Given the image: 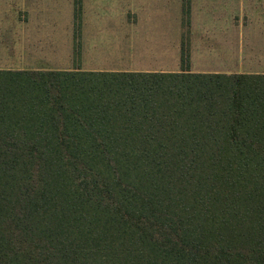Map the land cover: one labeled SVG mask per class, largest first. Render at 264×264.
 Wrapping results in <instances>:
<instances>
[{"label":"trees","instance_id":"trees-1","mask_svg":"<svg viewBox=\"0 0 264 264\" xmlns=\"http://www.w3.org/2000/svg\"><path fill=\"white\" fill-rule=\"evenodd\" d=\"M79 56L0 69V264H264V74Z\"/></svg>","mask_w":264,"mask_h":264},{"label":"crops","instance_id":"crops-1","mask_svg":"<svg viewBox=\"0 0 264 264\" xmlns=\"http://www.w3.org/2000/svg\"><path fill=\"white\" fill-rule=\"evenodd\" d=\"M16 3V0H12ZM32 6L42 5L58 10L66 5L77 3L81 7H105L121 5L127 11L120 17V53L137 55V65L120 70H97L81 68L89 71H137V72H179L180 52L183 44L189 53V70L199 74H264V71H242L246 51L264 55V0H31ZM185 1L189 6L185 16L182 6ZM9 4L11 1L9 0ZM131 7V9H130ZM129 10H131L130 13ZM74 12V8H73ZM51 13V12H50ZM87 13V12H86ZM82 15L81 41L76 50L82 54L97 53L106 43L98 44L86 37L95 22H114L116 17L98 19L97 13ZM131 14V15H130ZM24 26L17 25L15 15L10 16L9 44L16 52L21 45L18 42L17 30H24L27 36L37 40L36 45L25 52L35 53L50 50L60 62L59 54L65 51L64 46L65 19L61 14L32 12ZM80 17V16H79ZM183 18V19H182ZM6 19L0 15V22ZM68 29L73 32V17ZM184 21V22H183ZM183 22V23H182ZM91 23L92 26L89 24ZM19 27V28H18ZM94 28H96L94 26ZM246 29V33L244 32ZM74 33V32H73ZM35 34V35H34ZM79 34V33H77ZM45 35V36H44ZM36 36V37H35ZM78 36V35H77ZM45 37V38H44ZM47 37L54 38L48 42ZM79 37V36H78ZM83 37L86 39L83 41ZM44 38V39H43ZM45 40V42H44ZM184 40V41H183ZM248 41V42H247ZM2 46H5L1 44ZM249 48V50H248ZM87 49V50H86ZM75 50V49H74ZM46 53L47 51H43ZM58 62V63H59ZM52 64V63H51ZM71 68L58 65L25 68L29 70H65ZM252 68V66L250 67ZM257 68V67H253ZM21 70V69H16Z\"/></svg>","mask_w":264,"mask_h":264},{"label":"rangeland","instance_id":"rangeland-1","mask_svg":"<svg viewBox=\"0 0 264 264\" xmlns=\"http://www.w3.org/2000/svg\"><path fill=\"white\" fill-rule=\"evenodd\" d=\"M11 4H9V0H0V15H3L6 17L4 21L0 22V69H25V68H31V67H38V66H54L58 65L60 67H71V63L73 61V50L76 51L77 48H75V44L77 46L80 44L81 41V28H82V15L83 13L87 12L86 14H91L90 12L97 13L98 19H106L110 18L111 16L116 17V21L114 22H108V21H102V22H95L92 26L91 23L89 24L92 26L91 30L86 32V37L91 39L92 41H97L98 44L106 43V46L104 48H99L97 53H86L82 54L80 52V61L83 65V68H96L97 70H120V69H126V68H132L137 65V55H126V53H120V17L121 15H124L126 11L128 10L127 7L121 6V5H112L109 7H105V10L102 11L101 7H81V14L79 17V20H74L73 15V8L71 5H65L63 7H60L59 10L54 7L53 9L48 6H32L31 0H16V3H14L12 0ZM43 12L47 14H51L54 12V14L58 13L64 16L65 19V31H64V38L63 43L64 46L60 48L62 51L64 50V53L59 54L60 62L56 59L55 54H49L50 50H43L42 52H25L24 50H29V47H33V45H36L38 43L33 36L29 35L27 36V32L24 30H17V36L18 42L21 45V48L19 49L20 52H16L17 49L14 50L13 47L7 46L10 38V30L8 29V26L12 24L13 22H9L11 18L10 16L15 15L17 18V25H20L21 27L24 26V24L27 23L29 19V15L32 12ZM131 9V7H130ZM189 6L187 7L185 4V1L183 2L182 6V15L185 16L186 11H188ZM51 12V13H50ZM131 10H129L128 13H130ZM131 15V14H130ZM71 17H73V32L69 34V26L71 25ZM183 19V18H182ZM76 22L77 23L76 25ZM184 22V21H183ZM182 22V23H183ZM94 26L96 28H94ZM19 28V27H18ZM244 32L246 33V29H244ZM75 33L79 37H76ZM35 35V34H34ZM45 36V35H44ZM9 37V38H8ZM36 37V36H35ZM45 38V37H44ZM43 38V39H44ZM79 40L76 43V40ZM48 42H54L55 43V37L52 39L50 37H47ZM44 40V42H45ZM86 40L83 37V41ZM184 41V40H183ZM248 42V41H247ZM1 44L5 45L2 46ZM31 45V46H30ZM87 50V49H86ZM249 50V48H248ZM43 51H47L44 53ZM244 63L242 64V71H264V55L261 53L252 54L248 53L246 51ZM76 60V59H74ZM59 62V63H58ZM52 63V64H51ZM252 66V68H250ZM257 67V68H253Z\"/></svg>","mask_w":264,"mask_h":264}]
</instances>
